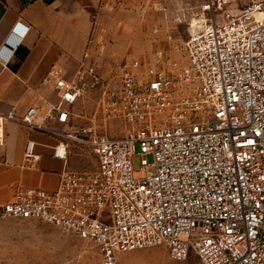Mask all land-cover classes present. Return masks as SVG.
<instances>
[{
    "label": "built area",
    "instance_id": "1",
    "mask_svg": "<svg viewBox=\"0 0 264 264\" xmlns=\"http://www.w3.org/2000/svg\"><path fill=\"white\" fill-rule=\"evenodd\" d=\"M233 1L205 0L182 42L125 62L120 90L102 102L105 121H119L124 135L72 136L90 147L95 168L64 169L53 191H16L0 218L40 220L90 241L100 264L158 245L175 260L194 254L196 264H264V0ZM89 55L71 77L60 67L46 77L60 92L61 123L104 86ZM36 120L32 106L23 121L42 128ZM34 145L26 143L27 162ZM54 154L67 158L70 145Z\"/></svg>",
    "mask_w": 264,
    "mask_h": 264
},
{
    "label": "crops",
    "instance_id": "2",
    "mask_svg": "<svg viewBox=\"0 0 264 264\" xmlns=\"http://www.w3.org/2000/svg\"><path fill=\"white\" fill-rule=\"evenodd\" d=\"M89 1L0 0V205L18 190L53 191L61 172L75 169L81 143L72 136L80 127L73 108L68 122L57 120L60 92L46 77L55 67L71 77L87 51L85 61L92 62L95 22ZM18 23L28 27L24 35L14 30ZM32 106L42 128L23 121ZM28 140L35 141L29 162ZM64 145H70L69 156H55V148Z\"/></svg>",
    "mask_w": 264,
    "mask_h": 264
},
{
    "label": "rangeland",
    "instance_id": "3",
    "mask_svg": "<svg viewBox=\"0 0 264 264\" xmlns=\"http://www.w3.org/2000/svg\"><path fill=\"white\" fill-rule=\"evenodd\" d=\"M205 0H90L95 22V50L92 63L101 73L104 86L88 92L73 106L79 134L108 133L122 136L124 125L106 120L102 102L121 87L120 73L134 57L154 59L155 52L167 49L187 36L188 22L197 19ZM246 0H234L242 7ZM171 34L173 40H168ZM105 128V129H104ZM77 170H93L96 158L90 147L80 144ZM140 146L133 157L134 168L142 169ZM97 246L40 220L0 218V264H100ZM191 254L185 260L171 258L165 245L123 252L116 264H196Z\"/></svg>",
    "mask_w": 264,
    "mask_h": 264
}]
</instances>
